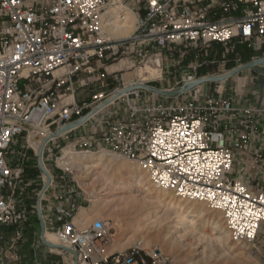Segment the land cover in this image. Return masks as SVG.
Segmentation results:
<instances>
[{
	"label": "built area",
	"instance_id": "built-area-1",
	"mask_svg": "<svg viewBox=\"0 0 264 264\" xmlns=\"http://www.w3.org/2000/svg\"><path fill=\"white\" fill-rule=\"evenodd\" d=\"M115 8L120 13L129 8L137 18L127 37H112L104 26ZM256 36L264 38V0H0V226L28 219L16 194L28 149L40 168L30 136L40 139L39 147L47 140L45 161L48 146L71 129L58 136L56 131L88 116L72 128H85L70 143L74 149L134 161L154 187L220 211L231 239L255 247L264 237V189H251L235 174V149L249 138L244 130L251 128L252 109L222 103L202 92L201 85L175 97L161 96L136 87L150 85L140 83L136 72L157 60L163 75L188 51L227 46L235 39L252 43ZM122 60L124 67L109 70ZM126 73L134 76L125 78ZM109 79L115 86L106 91ZM80 90L92 92L89 102L77 101ZM61 169L68 185H59L50 223L44 222L46 231L64 242L66 249H59L63 264L67 256L70 264H172L137 245L110 252L112 234L101 219L89 228L77 226L74 218L85 198L71 183L69 170ZM49 173L51 183L44 189L42 170L40 201L54 184L51 168Z\"/></svg>",
	"mask_w": 264,
	"mask_h": 264
},
{
	"label": "rangeland",
	"instance_id": "rangeland-1",
	"mask_svg": "<svg viewBox=\"0 0 264 264\" xmlns=\"http://www.w3.org/2000/svg\"><path fill=\"white\" fill-rule=\"evenodd\" d=\"M258 59H264V38H260L257 40V42L252 43H246L239 39H235L227 46L221 44H212L208 47L198 50L188 51L186 57L181 61L180 65L165 71L162 75V79L151 80L148 84L162 90L173 91L183 86L187 81H195L204 77L221 76L240 65ZM258 69L260 70L259 72H262L261 70H264V65L259 66ZM133 76V73H126L124 75L125 78H132ZM209 85L210 84H208V86ZM204 86L205 85H202V92H205L203 89ZM81 93L82 92L80 91L79 94ZM69 137H72L73 140L75 139L76 135L72 133V136ZM69 142L70 140L67 138L57 139L56 142L51 145V148L53 149L52 152L46 151L45 153L44 160L46 161L47 167L52 169L53 178L56 182L61 181L63 175V171L61 169L63 166L59 165L57 161L58 157L63 156L66 149H70L75 153L80 152V154H84V152H81V150L74 149L72 144H69ZM24 151H22V154L26 152ZM90 153H104L105 155L110 156L113 162L109 166H107L108 163H106L104 166H97L96 170L91 168L86 172L80 169L71 170L69 171L70 181L78 188V191L82 193L83 197L85 198L82 203V207L91 206V200L95 199L96 197L110 199L107 204L105 202L102 203V205L106 204V208L102 210L98 216L94 217V221L96 219H110L106 221V223L113 222L114 220L119 222L116 226V229L110 230L112 234V243L109 248L110 252H112L110 249L113 246L119 247V251H124L132 246H135L133 241L128 240V237L133 235L136 238L145 237L149 241L148 248H146V251L149 254L153 255V253L149 252L151 249V251L154 253L159 252L162 255L168 257L172 264H189V262L194 261L195 259H201L202 257L209 259V262L207 261L206 264H264L263 236L258 238L257 244L253 248L236 244L230 237V244L234 245L235 247V250L232 253L233 255L231 254L230 258L224 255V251L219 246H215L213 251L208 249L205 256L202 253L197 252V250L202 251L203 248L198 249L196 247L197 245L195 243L197 242L194 236H188L183 242L175 241L170 243L171 239H169L166 243L164 242L163 245L161 242L162 239H160L161 237L158 239V236H161V233L164 235L166 230H168V227L173 224L172 222L175 214H172L168 220L164 221L162 223L163 226L151 224L141 228L142 230L135 231V227L138 226V223L143 221L140 220L141 214L150 207H145L144 205L139 204V202L134 203L131 199H129L128 196L130 193L128 192V186H126V184H121L117 180L118 178H113L112 176L118 171L119 167L126 169L127 164L132 166L138 164L124 156L111 154L106 151ZM26 157L25 162L30 166V168H27L25 173H28L32 178H37L38 176L42 178V170L38 167V160L36 158L35 152L32 149H28ZM57 164L60 168L57 167ZM91 164L94 163L91 162ZM121 178L125 180L123 174L121 175ZM40 182H42V179H40ZM40 182L38 180L34 181L33 186L35 188H40ZM85 182L90 184L85 185ZM33 186H31V188ZM36 194L37 192L34 193V195ZM203 206L206 209L205 213L207 214V218H209L210 221L213 219L217 220V218H219L221 225L228 232V230L225 228L221 212L211 209L206 204H203ZM35 211H37V209H35ZM157 213V216H159L163 213V211ZM80 228L85 229L81 226ZM198 229H200V231L209 232L211 231V223L205 222L198 226ZM115 230L117 233L113 236ZM49 232L55 234L53 231L49 230ZM219 235L220 234H217V236ZM35 243L38 246H41V248L43 247L48 250V246H46L40 239V230L36 232ZM48 251L50 252V250ZM50 254H53L57 258H61V256L55 252ZM66 260V264H70L68 259ZM201 262L205 264L203 259L200 261V264H202ZM57 264H63V261Z\"/></svg>",
	"mask_w": 264,
	"mask_h": 264
},
{
	"label": "bare ground",
	"instance_id": "bare-ground-1",
	"mask_svg": "<svg viewBox=\"0 0 264 264\" xmlns=\"http://www.w3.org/2000/svg\"><path fill=\"white\" fill-rule=\"evenodd\" d=\"M122 15L124 16L122 17ZM136 20L137 18L135 14L129 8H125V12L123 13H120V10L118 8H115L110 10L106 15L104 26L112 37H127L134 31ZM125 62V60H122L119 65L114 66H116V68L124 67L126 65ZM160 66L161 61L152 60L150 63H146L144 66L140 67L136 72L137 77H139L140 83L162 79V69ZM192 82L194 81H189L187 84H191ZM40 142V139L33 138V135L30 136V143L36 150L39 151L41 149V147H39ZM57 161L59 165L67 168L69 171L80 169L84 170V172L90 170L91 168L96 170L97 166H104L106 163H108L107 166H109L113 162L112 158L108 155H105L104 153L94 154L90 152H84V154H80V152L75 153L70 149H66L63 156L58 157ZM42 162L44 167L46 168V171L49 172L50 169L46 167V163L45 161H43V157ZM91 162H93L94 164H91ZM122 174L124 175L125 180L121 178ZM112 177L118 178L117 180L121 184H126V186H128V192L130 193L128 198L131 199L134 203L139 202V204L144 205L145 207H150L148 210L141 214L140 220L143 221L138 223V226L135 227V231L142 230L141 228L151 224L162 225V223L168 220V218H170L172 214H175L172 222L173 224L168 227V230H166V233L164 235H162L161 233V236H158V239L161 237L160 239H162V244L164 242L166 243L169 239H171L170 243H173L175 241L183 242L187 239L188 236H194L197 242L195 243L197 245L196 247L198 249L203 248L202 251L197 250V252L202 253L204 256L207 254L206 251L208 249H211L213 251L215 246H219L224 251V255L228 257H230L234 252L235 247L234 245L230 244V235L221 225L220 219L217 218V220L213 219L212 221H210V219L207 218V214L205 213L206 209L203 206V204L205 203L199 201L182 200L177 196L175 197V195L172 193L174 195L173 196L169 191L154 187L147 172H145L139 165L132 166L127 164L126 169L119 167L118 171L115 172ZM44 178L48 180V176L46 175V173L44 175ZM84 184L88 185L90 183L85 182ZM108 201H110V199L108 198L103 199L96 197L95 199H92V205L89 207L80 208L78 214L75 216L74 222L76 223V225L79 227L81 226L84 228H89L94 222V217L98 216V214H100L101 211L106 208V204ZM103 202H105L106 204L102 205ZM160 211H163V213L157 216V212ZM108 220L110 219H105L103 221L106 223V221ZM205 222L211 223V231L204 232L198 229V226ZM108 223H106V225L111 230L116 229V226L119 222L117 220H114L113 222H110L109 225ZM116 233L117 232L115 230L113 236L116 235ZM217 234L220 235L217 236ZM45 239L55 245L64 244L61 237H59L56 233H50L49 230L46 231ZM128 240L133 241L134 245H137L144 250H146L149 245V241L145 237L136 238L135 236L131 235L128 237ZM51 250L53 252L60 253L59 248H51ZM110 250L112 252H118L119 247L113 246ZM151 250L149 252L154 254V252ZM66 259H68L69 261L68 256L66 257ZM202 259L205 264L207 263V261L209 262V259H207L206 257H202L201 259L199 258L197 260L195 259L194 261L189 262V264H200V261Z\"/></svg>",
	"mask_w": 264,
	"mask_h": 264
},
{
	"label": "crops",
	"instance_id": "crops-1",
	"mask_svg": "<svg viewBox=\"0 0 264 264\" xmlns=\"http://www.w3.org/2000/svg\"><path fill=\"white\" fill-rule=\"evenodd\" d=\"M260 38L256 36L253 42H257ZM114 69H116V66L109 67V70ZM259 71L258 68L246 69L225 80L202 84L205 85L203 88L205 93L213 94L220 102H230L234 108L240 110L243 108L252 109L248 115L251 128L250 130H244L247 134L250 133L249 138L242 139L241 147L235 149L237 160L235 174L242 177L253 190L264 189V70H261L262 72ZM108 81L110 85L104 89L106 91H110L115 86L111 79ZM208 84L210 85L208 86ZM94 87L97 90L101 89L99 84H94ZM80 91L82 93H78L77 101L80 103L89 102L92 92ZM241 114V112L238 113L237 120L239 129L243 130L244 128L241 125L243 117ZM233 115H235V112L227 114L225 121L228 120L227 122L230 123ZM83 130L78 129L72 132L71 129L58 139L67 138L70 140V144L72 143V137L69 136H72V133L77 136ZM53 143L48 146L47 151L52 152L51 145ZM251 162L257 164L255 169L250 167ZM27 168H30L28 164H26ZM40 179L42 178L39 176L32 178L28 173H24V180L16 194V202L20 209L27 211L28 219L18 226H0V264H57L63 261L60 253L55 252L61 256V258H57L50 254L53 253L50 247H46L50 250L49 252L45 248L38 246L35 241L36 232L40 230L41 233V217L38 209L40 208L42 218L49 225L50 221L48 218L54 213L58 187L59 185H68V182L63 179V175L62 180L59 182H56L53 178V186L49 188L44 194L42 201H40L39 194L43 188V181L40 182ZM36 180L40 182V188L33 186V182ZM31 186L33 187L31 188ZM35 192H37L36 195H34Z\"/></svg>",
	"mask_w": 264,
	"mask_h": 264
},
{
	"label": "water",
	"instance_id": "water-1",
	"mask_svg": "<svg viewBox=\"0 0 264 264\" xmlns=\"http://www.w3.org/2000/svg\"><path fill=\"white\" fill-rule=\"evenodd\" d=\"M261 65H264V59H258V60H252V61H249L243 65H240L234 69H232L231 71H229L228 73L224 74V75H221V76H212V77H204V78H201V79H197L195 80L194 82H192L191 84H184L183 86H181L180 88L176 89V90H173V91H168V90H162V89H159V88H156L154 86H151V85H147V84H141V85H138L136 87H139V88H146L150 91H153L161 96H166V97H175L177 95H180L182 93H185L187 91H189L190 89H192L193 87L197 86V85H202V84H205L207 82H214V81H222V80H225L241 71H244L246 69H253V68H258L259 66ZM88 117V116H87ZM87 117L77 121V122H73V123H70L66 126H64L63 128L59 129L56 131L55 133V136H58L60 134H62L63 132L69 130V129H72L80 124H82L86 119ZM47 140L44 142V144L42 145L40 151H39V166L40 168L46 173V175L48 176V180H47V183L45 184L44 186V189H46L50 183H51V175L48 171H46V168L44 167L43 165V162H42V155H43V150H44V146L46 144ZM39 211V214H40V217H41V233H40V239L41 241L48 247H51V248H59V249H66V247L62 246V245H55V244H52L50 242H48L45 238H44V233L46 232V225H45V222H44V219L42 218V215H41V211H40V208L38 209ZM75 260H77V254L75 255Z\"/></svg>",
	"mask_w": 264,
	"mask_h": 264
}]
</instances>
